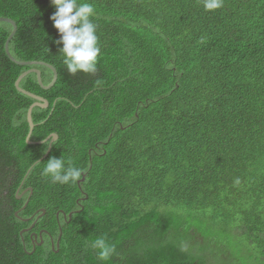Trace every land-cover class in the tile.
<instances>
[{
  "label": "trees",
  "instance_id": "trees-1",
  "mask_svg": "<svg viewBox=\"0 0 264 264\" xmlns=\"http://www.w3.org/2000/svg\"><path fill=\"white\" fill-rule=\"evenodd\" d=\"M91 2L101 55L95 73L73 76L50 0H0L16 26L11 57L57 74L48 90L33 73L19 82L48 103L33 108L26 144L34 100L14 82L32 68L46 86L52 72L11 62L12 26L0 22V196L13 183L9 205L21 206L24 180V215L43 210L33 229L58 242L23 245L27 224L0 207V264H264V0L211 12L201 0ZM53 156L83 181L42 176ZM97 239L116 254L101 260Z\"/></svg>",
  "mask_w": 264,
  "mask_h": 264
},
{
  "label": "clouds",
  "instance_id": "clouds-1",
  "mask_svg": "<svg viewBox=\"0 0 264 264\" xmlns=\"http://www.w3.org/2000/svg\"><path fill=\"white\" fill-rule=\"evenodd\" d=\"M201 2L206 12L223 7V0ZM50 3L55 8L50 20L57 30L58 37L54 39V43L60 46L59 53L62 54L67 72L73 76L78 73H95L101 49L97 25L92 20L96 14L94 4L91 0H50ZM41 175L51 179L53 183L64 185L79 181L82 171L71 164L66 166L62 156L59 158L53 156L45 163ZM92 247L99 250L98 256L101 260L109 259L116 254L115 246L104 239L95 240Z\"/></svg>",
  "mask_w": 264,
  "mask_h": 264
},
{
  "label": "flooded vegetation",
  "instance_id": "flooded-vegetation-1",
  "mask_svg": "<svg viewBox=\"0 0 264 264\" xmlns=\"http://www.w3.org/2000/svg\"><path fill=\"white\" fill-rule=\"evenodd\" d=\"M48 146H49V141H48ZM13 187H14V184L9 183V185L6 186L7 190L5 188L2 189V190L5 189V191H3V193L1 194L2 196H0V198L2 200V202H0V207L3 211V213L6 214V216H9L11 213H13V216H15L16 219H18L19 221H22L24 224H27L26 225L27 227L23 228L22 232H20V234H22L21 237H22L23 245H26V243H25L26 238L24 237L26 235L27 239L29 241V244L31 245L30 248L33 251L35 250L36 247L46 246V240H48V246H49L48 249L53 251V249L55 247H57V245H56L57 243L54 241V238L49 237L45 230H39L38 232H36L33 229L36 218H37V216H39L41 214V211L37 210L29 217H26L23 213L25 210V207L28 203V199L32 195V188L28 185H24V180H22V182H20V184L18 185V188L15 192L16 201L20 202L21 206L19 204H17L16 207H11L9 205V202L11 201L9 191ZM80 199H81V197L79 198V200ZM78 203H79V201L77 200V204ZM21 214H23V215H21ZM55 220H56L58 225L61 224V221H64L63 217L60 213L58 215L55 214ZM26 251H28V250L26 249Z\"/></svg>",
  "mask_w": 264,
  "mask_h": 264
},
{
  "label": "water",
  "instance_id": "water-1",
  "mask_svg": "<svg viewBox=\"0 0 264 264\" xmlns=\"http://www.w3.org/2000/svg\"><path fill=\"white\" fill-rule=\"evenodd\" d=\"M0 22H5V23H8L12 26V31L10 32L8 38L6 39L5 43H4V51H5V54L6 56L8 57V59L19 65V66H43V67H46L47 69H49L51 72H52V80L50 81V83L46 86H44L41 82V78H40V72L36 69H30L24 73H22L17 79L16 81L14 82V87L15 89L21 93V94H24L26 95L27 97L31 98L34 100V102L28 107V110H27V113H26V122H27V125H28V133L25 137V142L26 144H31V142L29 141V138H30V135H31V132H32V129H33V123L31 121V112L33 110V108H40V109H46L48 107V103L45 99L41 98V97H38V96H35L29 92H26L22 89L19 88V82L22 80L23 77H25L27 74H30V73H33L36 75V80H37V83L38 85L40 86L41 89L43 90H48L50 89L55 81H56V78H57V74H56V71L55 69L50 66V65H47L45 63H42V62H18L16 60H14L11 55L9 54V51H8V43L9 41L11 40V38L13 37V35L15 34V31H16V26H15V23L12 21V20H9V19H6V18H0ZM57 139V136L52 134V135H49L45 140L41 141V142H38V144H42L46 141H49V146H48V149H47V152L44 156H46L48 153H49V149H50V146L53 142H55ZM80 181H83V179H81ZM41 211V214L37 217V219L39 217L42 216L43 214V210H40ZM64 216V219H65V215L63 214ZM68 217L70 218V214L68 215ZM60 237V235H59ZM57 247H58V242H57Z\"/></svg>",
  "mask_w": 264,
  "mask_h": 264
},
{
  "label": "rangeland",
  "instance_id": "rangeland-1",
  "mask_svg": "<svg viewBox=\"0 0 264 264\" xmlns=\"http://www.w3.org/2000/svg\"><path fill=\"white\" fill-rule=\"evenodd\" d=\"M238 250V246H237V243H236V240H235V252ZM201 256V255H200ZM200 256H195L194 258H192V260H193V263L194 264H197L198 262H199V260L201 259V257ZM238 260L240 261V262H243V259H244V257H243V255L239 252L238 253Z\"/></svg>",
  "mask_w": 264,
  "mask_h": 264
},
{
  "label": "bare ground",
  "instance_id": "bare-ground-1",
  "mask_svg": "<svg viewBox=\"0 0 264 264\" xmlns=\"http://www.w3.org/2000/svg\"><path fill=\"white\" fill-rule=\"evenodd\" d=\"M32 133V132H31Z\"/></svg>",
  "mask_w": 264,
  "mask_h": 264
}]
</instances>
